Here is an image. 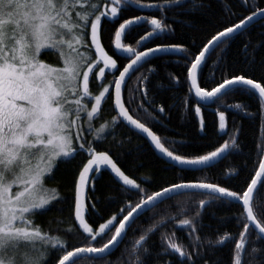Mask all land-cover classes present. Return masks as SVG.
I'll return each mask as SVG.
<instances>
[{"label":"trees","instance_id":"obj_1","mask_svg":"<svg viewBox=\"0 0 264 264\" xmlns=\"http://www.w3.org/2000/svg\"><path fill=\"white\" fill-rule=\"evenodd\" d=\"M95 2H100L101 7L106 2L111 4V0ZM257 5L264 8V0H122L116 18H103L100 42L106 53L116 60L117 69H108L102 83L95 70V77L90 79V93L95 96L103 84L111 85V94L104 99L93 123L95 128L105 125L108 129L99 138L91 133L81 137L80 143L86 142L85 151L78 152L68 163H60L47 181V187L57 189L59 195L47 210H37L33 218L51 242L46 264H58L61 253L56 250L57 241L67 250L86 244L87 234L75 219V182L90 158L86 154L89 148L106 152L147 194L161 191L173 183H213L230 191L246 190L245 181L250 183L249 176L259 168V147L264 142V103L256 93L243 89L223 96L216 104L197 103L190 91L187 78L190 64L185 63V55H199L212 36L226 27H234L240 19L257 10ZM137 17L146 20L127 30L124 45L141 52L162 46H176L183 51L153 57L131 75L124 89L127 109L135 119L149 127L165 147L185 158L205 155L227 141L230 149L218 163L203 170L174 167L160 158L147 139L125 125L115 112L113 81L130 61L115 50V31L125 20ZM151 19L161 22L163 32L153 34ZM86 53L90 55V52ZM239 75L264 83V18L225 39L211 51L202 71L199 70L198 83L211 90L224 78ZM197 106L201 107L200 116L195 115ZM160 108L164 109L163 113ZM221 111L225 113L224 130L219 128ZM113 117L116 123H113ZM233 138L237 140L236 148L231 147ZM74 143L79 144L78 141ZM93 177L86 194L87 223L98 228L116 217L114 223L118 226L119 220L140 202L141 196L136 189L124 185L106 166H101V171ZM206 192L186 189L137 215L119 246L105 257L104 264H128L132 260L129 253L141 235L146 237L144 247L153 254L148 257V264H182V258L167 248L169 240L180 245L186 253H193L195 264H234L235 241L243 231L241 224L246 222L242 210L231 198H224L223 202L212 201ZM201 200L209 203L202 208ZM262 210L264 190L255 193L253 201L254 214L264 222ZM184 219L190 220L191 226H183L181 221ZM113 233L114 228L98 238L97 244L106 242ZM245 241L249 249L256 247L259 250L255 258H247V264H262L264 239L252 226L245 234ZM197 243L198 255L194 247ZM157 253H160L159 258L155 259ZM81 264H88L87 259Z\"/></svg>","mask_w":264,"mask_h":264},{"label":"snow or ice","instance_id":"obj_2","mask_svg":"<svg viewBox=\"0 0 264 264\" xmlns=\"http://www.w3.org/2000/svg\"><path fill=\"white\" fill-rule=\"evenodd\" d=\"M121 3L122 0H111L110 8L104 4L105 10H101V4L95 0H0V264H46L51 251L48 247L49 236L34 223L33 218L37 210H47V206L59 195L57 189L47 187V181L53 177L55 169L60 163L75 159L78 152L85 151L86 142L78 145L74 143L80 136L73 135V128L78 127L77 122L86 117L88 131H91L92 121L101 108L105 94H111L110 89L104 87L98 95L90 96V74L94 78L95 69L99 68V76L103 77L105 69H117L116 60L101 46L100 28L102 18L117 17ZM256 7L257 10L240 19L234 27H226L224 31L212 36L208 41L212 45L211 49L205 46L199 55H185V63L190 64L187 67L190 91L194 90L197 103L216 104L223 96L237 89L258 93L260 100L264 101V83L247 79L243 75L224 78L222 83L211 90H206L197 82V72L202 71L206 52L213 51L225 38L238 32L242 26L246 27L257 15L264 17V8L259 5ZM140 21V17L125 20L115 31V48L122 49L133 58L113 81L114 110H119L123 121L141 133H146L155 148L174 167L188 166L194 169L202 166L201 170L206 169L230 149L227 141L214 151L195 158L176 155L165 147L149 127L129 115L121 101L122 84L130 70H135L134 66L147 62V58L156 52L167 54L183 51L176 46L150 48L142 52L123 47L122 34ZM150 23L154 26L153 32H163L158 19H151ZM86 51L90 55H85ZM101 63L103 67H100ZM159 111L163 113L164 109L160 108ZM194 111L196 116H200L201 107H195ZM113 123H116L115 117ZM200 123L203 131V121ZM104 128L105 125H101L97 132H103ZM219 128L225 129L223 111L219 112ZM231 147H238L235 138ZM259 152V168L254 175L249 176L250 183L245 181L246 190L241 188L230 191L213 183H173L161 191L147 194L117 167L106 152L87 149L86 154L90 158L79 171L75 182V219L79 221L83 233L87 234L86 244L67 250L66 246L57 241L56 250L61 253L58 264H81L85 259L88 264H104L105 257L122 242L127 228L131 226L129 218L133 217L137 209L140 210L137 215H140L150 207L181 194L185 189L207 190L205 194L212 201L223 202L224 198H231L239 204L246 222L241 224L243 231L235 241L234 264H247V258H255L259 251L256 247L249 249L246 245L245 234L249 231L250 224L259 233H264V222L253 211L254 194L264 190V142L261 143ZM101 166L110 168L124 185L136 189L141 199L119 220L118 226L114 223L117 218L113 217L107 223L100 224L99 231H96L83 218L82 194L85 185L94 178L90 173H99ZM200 204L204 205L205 201L201 200ZM181 224L191 226L192 222L184 219ZM113 228L114 233L109 239L98 245V238H102ZM196 239L199 241V237ZM145 240L146 237L141 235L135 241V247L129 253L132 260L128 264H148V257L153 254L144 247ZM194 247L197 249L195 254L198 255L199 244ZM167 248L182 258V264H195L192 260L193 253H186L177 243L169 240ZM159 255L157 253L154 258L158 259Z\"/></svg>","mask_w":264,"mask_h":264},{"label":"water","instance_id":"obj_3","mask_svg":"<svg viewBox=\"0 0 264 264\" xmlns=\"http://www.w3.org/2000/svg\"><path fill=\"white\" fill-rule=\"evenodd\" d=\"M140 18H142V21H140V22H138V23H136V24H139V23H142V22H144L146 19L145 18H143V17H140ZM262 18H264V17H262V16H260V15H257L256 17H254L253 18V20L250 22V23H248L247 24V26L245 27V26H242L241 27V29L238 31V32H236V33H234V34H230L229 35V37H227V38H225V39H228V38H230L231 36H234L235 34H237V33H239L240 31H242V30H244V29H246V28H248L250 25H252V24H254V23H256V22H258L260 19H262ZM132 20H135V19H132ZM135 24V25H136ZM151 25V24H150ZM131 27V26H130ZM129 27V28H130ZM151 27H152V29H153V27L154 26H152L151 25ZM129 28H127L126 30H125V33L124 34H122V37H121V44H122V46L123 47H130V46H126V45H124V36H125V34H126V32H127V30L129 29ZM161 31L160 30H156L153 34H159ZM224 39V40H225ZM213 43L215 44L216 42L215 41H213ZM208 48H212V45H210V44H207L206 45ZM114 48H115V41H114ZM132 48V47H131ZM155 48H172V47H168V46H162V47H155ZM155 48H152V49H155ZM115 50L117 51V53L119 54V55H121V56H123V57H125V58H128V59H131V58H133V57H130V56H128V54H126V53H124L123 52V50L122 49H116L115 48ZM145 51H147V50H145ZM204 51V50H203ZM177 53H179V52H168L167 54H177ZM166 53H163V52H156L154 55H152V56H150L149 58H147V60H149V59H151V58H153V57H156V56H160V55H165ZM210 54V52H206L205 53V59H204V62H205V60L207 59V57H208V55ZM130 62V61H129ZM204 62H203V64H204ZM145 62H141V64L140 65H138V66H134V68H135V70L133 71V70H130V73L129 74H127L126 75V81H125V83L124 84H122V90H121V101H122V103H123V105H124V107H125V109L128 111V113H129V115H131L132 117H133V115L130 113V111L127 109V107H126V105H125V102H124V89H125V86H126V84H127V82H128V80H129V78L131 77V75L142 65V64H144ZM128 65V64H127ZM126 65V66H127ZM125 66V67H126ZM123 71V70H122ZM198 73H199V70H198V72H197V82H198ZM119 77V75L117 76V78ZM199 84V83H198ZM192 92H193V94H194V90H192ZM257 95H258V93H256ZM194 96H195V94H194ZM112 99H113V107L115 108V88H114V85H113V88H112ZM197 99V98H196ZM263 103H264V101H262ZM200 103H202V104H204V105H210V104H205V103H203V102H200ZM115 112L117 113V115L119 116V110H115ZM119 118H120V120L125 124V125H127L129 128H131V129H133L134 131H136L137 133H139L140 135H142L143 137H145L146 139H147V141L149 142V144H150V146L154 149V151L157 153V155L160 157V158H162L163 160H165L166 162H168L169 164H172L170 161H169V159L167 158V157H165L162 153H160L159 152V150L158 149H156L155 148V145L154 144H152L151 143V140H150V138H148L147 137V134L146 133H141L140 132V130H138V129H135L134 128V126H131V125H129L126 121H123V119L119 116ZM134 118V117H133ZM135 119V118H134ZM151 130V129H150ZM152 131V130H151ZM154 133V132H153ZM155 134V133H154ZM227 155V152L225 153V154H223L221 157H219L218 159H217V161H214L213 162V164L212 165H214V164H216V163H218L219 161H221L225 156ZM173 165V164H172ZM177 167H179V168H181V169H192V168H189L188 166H177ZM202 168V166H196V168H194V169H192V170H198V169H201ZM254 197H255V194H254ZM253 201H254V199H253ZM209 203V201H205V204L204 205H202V208L206 205V204H208ZM137 212H139V210L137 209ZM137 212H134L133 213V217H137ZM133 217H130L129 218V221L132 223L133 221H134V219H133ZM126 223H128V222H126ZM250 226H252L254 229H255V226L254 225H251L250 224ZM257 232H258V234L264 239V233H259V230L258 229H255Z\"/></svg>","mask_w":264,"mask_h":264},{"label":"rangeland","instance_id":"obj_4","mask_svg":"<svg viewBox=\"0 0 264 264\" xmlns=\"http://www.w3.org/2000/svg\"><path fill=\"white\" fill-rule=\"evenodd\" d=\"M96 3H100V2H96ZM104 4H107V2L106 3H104ZM103 4V5H104ZM103 5H102V7H101V10H105L104 9V7H103ZM108 6H109V8H110V6H111V4H107ZM108 18H111L110 16L108 17ZM102 20H103V18L101 19V23H102ZM89 41H90V36H89ZM101 43V42H100ZM101 46H102V44H101ZM103 47V46H102ZM105 51V50H104ZM106 52V51H105ZM85 55H89V54H87L86 52H85ZM100 67H103V64L101 63V66ZM96 70V72H97V77H98V81L100 82V83H102L103 82V80H104V78H105V76H103V77H100L99 76V68H96L95 69ZM108 69H105V73H106V71H107ZM90 79H91V74H90ZM111 85L108 83V84H103V86H102V88H101V90L100 91H102L103 90V88L104 87H108L110 90H111V87H110ZM89 89H90V84H89ZM99 91V92H100ZM99 94V93H98ZM97 94V95H98ZM89 95L90 96H92L91 95V93H90V91H89ZM108 95V93H106L105 94V98H106V96ZM94 97V96H93ZM103 101L104 100H102V103H101V106L103 105ZM94 102V101H93ZM101 109V108H100ZM88 110H90V105L88 106ZM100 113V110L98 111V113L96 114V116L98 115ZM94 120L92 121V130L91 131H88V121H87V118L86 117H84L82 120H80V121H78L77 122V125H78V127H76V128H73V135L75 136V135H79L80 136V139H81V137H84V135L86 134V133H91V135L92 136H95V137H97V138H99L101 135H104L105 134V132H106V130L108 129L106 126H105V128H104V131L103 132H97V129H99L100 128V126H98L97 128H95L94 127ZM79 139V140H80ZM78 140V143H80V141ZM75 142V141H74ZM98 173H95V174H92V175H97ZM115 174V173H114ZM126 175V174H125ZM118 178V177H117ZM130 178V177H129ZM119 179V178H118ZM130 179H132V178H130ZM132 180H134L135 181V183L138 185V182L135 180V179H132ZM122 182V181H121ZM89 184V183H88ZM88 184H86L85 185V188H84V192H83V194H82V203H83V205H84V208H83V211H82V215H83V218H84V220H85V223H87V221H86V194H87V189H88ZM129 187H132V186H129ZM186 190V189H185ZM199 190H202V189H199ZM203 191H207V190H203ZM139 210V209H138ZM140 211V210H139ZM113 218V217H112ZM111 218V219H112ZM77 222H78V224H79V221L77 220ZM105 223H107V221L105 222ZM88 224V223H87ZM89 225V224H88ZM89 227H91V228H93L91 225H89ZM82 229V228H81ZM93 229H95L96 231H99V227L98 228H93ZM51 243V242H50ZM53 243V242H52Z\"/></svg>","mask_w":264,"mask_h":264}]
</instances>
